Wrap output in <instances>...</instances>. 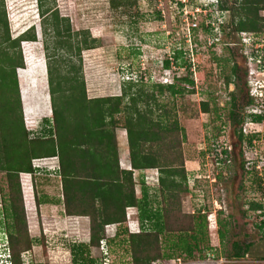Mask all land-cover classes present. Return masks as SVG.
Masks as SVG:
<instances>
[{
    "label": "rangeland",
    "instance_id": "rangeland-1",
    "mask_svg": "<svg viewBox=\"0 0 264 264\" xmlns=\"http://www.w3.org/2000/svg\"><path fill=\"white\" fill-rule=\"evenodd\" d=\"M177 1L180 0H53V6L61 16L69 18L74 31L88 30L90 37L96 40L95 48L83 50L81 53V76L84 78L87 97L113 99L120 97L130 85L132 87L128 90L129 94L140 88L145 94H157L154 87L158 84L168 85L173 81L174 74L175 77L188 75L194 82L192 90L191 86L190 89L187 87L192 93L174 99L165 93L158 97L156 104V107L164 105L170 112L169 115H174V119L184 128L186 139L181 146V152L184 160L195 163L188 162L189 168L195 165L194 169H197L189 172L196 173L198 178L193 183L192 179L187 182L191 191L182 197V213L192 215L193 211L195 216H198L199 212L206 216L204 229L201 234H197L200 241L198 250L194 251V258H187L184 253H176L172 259L181 257L186 263L199 258L204 260L206 254H209L205 258H213L215 264H264V260H255L264 256V230L259 227L260 221H264V119L261 123H253L248 116L251 113L264 115V94L261 100L255 98L252 105L247 104L250 89L248 81L259 83L260 85L255 86L262 87L264 67L260 65L257 70L252 65L249 71L250 67L243 55V45L250 38L251 41H257L263 54V63L264 35H237L230 29V36H220L218 31H214L217 40L210 41V35L204 34L203 31L188 32V15L184 16V20L183 14L179 13L175 6ZM226 1L230 4L233 0ZM211 2L206 0V4ZM193 8L188 6L187 13H194V10L191 11ZM1 9L5 12L11 39L32 25L39 37L38 42L20 43L23 65L15 69L22 123L26 131L33 132L30 136H34L38 128L43 126V119H51L36 2L4 0ZM259 16L264 17V10L259 11ZM197 18L198 21L202 19L201 16ZM230 19L228 16L223 26L225 32L232 27ZM189 33L190 37L187 38ZM243 38L246 41L242 43ZM180 49L184 51L185 57L174 59V51ZM170 56L171 61L168 58ZM164 59L169 61L168 68L162 67ZM183 62L186 63L181 66L180 63ZM233 66L237 67L234 76L231 73ZM227 78L231 80L228 84ZM23 96H28V99H23L29 113L27 115ZM127 98L121 101L120 109L129 104ZM202 101L208 103L210 113L200 111ZM37 103L39 106H36ZM151 105L156 111L155 105ZM232 105L235 106L238 118L243 119L240 124L232 123L228 118ZM137 108L145 110L142 103H138ZM114 118L120 123L119 126H122V110ZM238 130L245 137L254 135L253 142L250 145L246 142L240 145L236 133ZM222 150L228 153V160L225 162L219 161L220 156L223 157ZM42 163L47 162L42 159L37 164ZM47 179L49 180L41 176L37 180L38 193L40 197L46 194L54 198L58 192L57 180L54 177ZM8 197V181L5 174L0 173L2 244H6V235L11 231V220L4 212ZM251 203L261 204L262 209L250 210ZM27 213L28 215L25 212V224L22 229L33 239V247L22 255L23 264H71L70 244L73 241L88 242L89 220L86 222L83 219H65L58 222L55 218L56 209L45 208L43 204L38 211L31 208V212ZM58 215L63 216L60 212ZM186 216H178L179 222H188L184 218ZM130 225V230L137 231L136 225ZM74 233H80L81 237L77 238ZM173 235L162 239L165 254L171 253L168 246L170 241L175 240ZM234 243L241 247L249 245V253L244 259H230ZM206 247L208 248L205 249ZM105 254L107 258L103 264H130V258L123 248L104 245L101 250L91 249L93 258L103 257ZM220 258L222 260L219 262ZM172 259L155 264H173Z\"/></svg>",
    "mask_w": 264,
    "mask_h": 264
},
{
    "label": "trees",
    "instance_id": "trees-1",
    "mask_svg": "<svg viewBox=\"0 0 264 264\" xmlns=\"http://www.w3.org/2000/svg\"><path fill=\"white\" fill-rule=\"evenodd\" d=\"M215 1L206 6L201 4V7L211 11H228L232 27L225 32L221 25L218 29L220 36H230L231 30L237 35H264V17L259 16V11L264 10V0H233L230 4L226 0ZM187 2L181 3L180 0L175 3L178 12L182 14L184 7L198 5V0ZM3 3L4 0H0V173L5 174L9 185L8 205L4 212L11 220V231L6 235L11 264H23L22 255L33 247V239L22 229L25 209L19 174L33 173V160L55 157L60 166L63 214L89 219L88 242L73 241L70 244L71 264H103L104 257L93 258L91 249L98 250L104 245L123 248L130 258V264H155L172 259L176 253H184L187 258L193 259L200 241L197 234L204 229L206 216L200 212L198 216L182 213V197L191 191L181 152L186 139L185 131L174 115H169L164 105L156 107L158 97L165 93L173 99L192 93L187 87L191 86L189 89L192 90L193 80L188 75L173 76V81L168 85L158 84L154 87L157 94H145L141 88L129 94L130 85L120 97L89 99L81 76V53L95 48L96 40L90 37L88 30L74 31L69 18L61 16L53 6V0H37L51 119L44 118L43 126L34 136H30L33 132L26 131L22 123L15 69L23 65L20 43L38 42L39 37L36 29L30 27L11 39L6 15L1 9ZM197 16L203 18L202 14L189 16L190 23L197 22V27H191L190 31H203L210 35L208 39L216 38L215 28L206 27L202 19L198 21ZM209 17L212 19V13ZM174 52V59L185 57L181 49ZM244 58L247 61L248 56ZM185 63L180 65L184 66ZM163 66L169 67L167 59H164ZM261 66L264 67V62ZM236 71L237 67L233 66V76ZM230 81L226 79L227 84ZM125 98L129 104L120 109V103ZM23 99H28V96H23ZM253 102L254 98L249 97L247 104L252 105ZM138 103H142L145 110H139ZM151 104L155 105L156 111ZM234 107L232 105L228 118L232 123L240 124L243 119L238 118ZM120 110L124 113L122 128L126 132L132 170L155 168L160 172L157 185L161 199L156 208L152 207L146 190L142 191L141 198L136 197L132 171L119 169L115 132L120 123L114 116ZM200 111L210 113L206 101L200 103ZM248 116L253 123H261L264 119V115L257 113ZM236 133L240 145L245 142L250 145L255 138L254 135L245 137L240 130ZM222 153L226 155V151ZM226 160L228 157L219 161ZM35 200L39 210L44 204V197L36 193ZM26 205L28 212H31V202ZM127 208L138 210V231L129 228ZM249 208L257 211L262 209V205L251 203ZM181 215L186 216L184 218L188 222H179L178 216ZM115 224L114 236L108 237L106 227ZM259 227L264 230V221H260ZM170 234H176L173 235L175 240L170 241L168 246L171 253L165 254L162 239H168ZM232 248L230 259L235 261L244 259L249 253V245L241 247L234 243ZM255 260L263 261L264 256Z\"/></svg>",
    "mask_w": 264,
    "mask_h": 264
},
{
    "label": "crops",
    "instance_id": "crops-1",
    "mask_svg": "<svg viewBox=\"0 0 264 264\" xmlns=\"http://www.w3.org/2000/svg\"><path fill=\"white\" fill-rule=\"evenodd\" d=\"M45 97V96H44ZM89 99H96L95 97H88ZM101 98V97H100ZM105 98V97H103ZM23 100V97H22ZM39 106V104L37 103L36 106ZM41 105V104H40ZM23 106L25 108V112L26 115L29 114L27 111V108L25 107V102L23 100ZM46 105H44L45 107ZM36 108V107H35ZM40 108V107H39ZM35 110V109H34ZM48 115V114H47ZM28 117V116H26ZM116 142H117V151H116V157L118 159V164H119V169L120 171H132L133 174V180L135 183V195L136 197L139 199L141 198L142 195V191L146 190L147 195L149 200L151 201V204L153 208H156V205L160 202V195L158 193V179L161 176L160 172L158 171V169H145V170H132V166L130 163V158H129V151H128V146H127V137H126V132L125 130L122 128V126H120L119 128L116 129ZM44 161H46V164H41L39 166V168L35 169V177H33V205L34 208H36V204H35V195L37 193V196L39 195L38 190H37V180L42 176L45 177L46 180H49L47 178L50 177H54L57 180V185H58V192L56 193L55 197L50 198L49 195H44V204L43 207H51L53 209H56V213H57V218L56 221H64L65 219H83L86 220V222L89 220L88 217H80V216H66L63 214L64 209H63V205L61 203V201L63 200V194H62V189H61V176H60V166H59V162L58 159L55 158H45L43 159ZM185 159L184 161V168L188 177V181H191V179L193 181H191L192 183L194 182V180H197L198 176L196 173H189V172H194L197 169L195 167V165H192L191 169L189 168L188 164L189 163H194V162H189ZM195 164V163H194ZM191 170V171H189ZM189 173V174H188ZM26 182V181H25ZM27 185V182L25 183ZM37 192H36V191ZM28 193V192H27ZM40 196V195H39ZM23 200H24V206H25V210L26 212H28L27 210V205L26 203H29L30 200V195L29 193L23 194ZM31 208V206H30ZM38 211V210H37ZM62 213L63 216H59L58 213ZM137 214H138V210L136 208H127L126 210V218H127V222L129 223V225L131 223H133L134 225L137 226V231H138V224H137ZM28 215V213H27ZM89 224V221H88ZM116 224L115 225H109L106 227V232L107 235L110 237H113L116 231ZM131 226V225H130ZM74 236H78L77 238L81 237L80 233H74Z\"/></svg>",
    "mask_w": 264,
    "mask_h": 264
},
{
    "label": "built area",
    "instance_id": "built-area-1",
    "mask_svg": "<svg viewBox=\"0 0 264 264\" xmlns=\"http://www.w3.org/2000/svg\"><path fill=\"white\" fill-rule=\"evenodd\" d=\"M210 1H213L214 3L216 2L215 0H210ZM181 2L182 3H186V0H182ZM197 4H198L197 7H194L191 10V11L194 10L193 12L195 14L194 13L188 14L187 13V9H186L187 7H184V9L182 10L183 17L185 15H188V17H187V21H188L187 24H188V30H189L188 32H190V30H191L190 28L191 27H197V22L196 21H194L193 23H190L189 16L195 17L198 14H202L203 15L202 22L205 24L206 27L215 28L216 31H218V28L220 27V25H222L224 23V21L226 20V18H228V15H227L228 14V11L222 10V9L215 10V11H211L210 9H203L201 7V4L203 6H206L207 5L206 4V0H198ZM179 13H181V12L179 11ZM211 13H212V19L209 17ZM184 20H185V17H184ZM189 37H190V33L188 34L187 38H189ZM214 40L216 41L217 38L214 39ZM210 41H211V39H210ZM253 51L257 55L256 65L259 68L260 65H262L263 54H262L261 49H260V47L258 45L254 47ZM244 54L248 56V59H247V63L248 64H250L251 62H253V59L250 58L251 50H249V51L245 50L244 51ZM168 58L170 59V61L172 60L171 56L168 57ZM223 151H225V150H222L221 153ZM222 155H223V157L220 156V159H226L228 157L227 151H226V155H224L223 153H222ZM202 212H204V211H202ZM192 213H193V211H192ZM102 249H103V247H102ZM206 256L208 257L209 254H206ZM205 257H204V260H206V261H204L202 259H201L202 261L200 259H197V260L195 259L193 261H187L185 263L184 259L181 258V257L175 258L172 261H173V264H204L203 262H207V264H209V263H214L215 264V262L212 260L213 258H205ZM221 260H222V258H220L219 262ZM225 262H227L226 259H225Z\"/></svg>",
    "mask_w": 264,
    "mask_h": 264
},
{
    "label": "clouds",
    "instance_id": "clouds-1",
    "mask_svg": "<svg viewBox=\"0 0 264 264\" xmlns=\"http://www.w3.org/2000/svg\"><path fill=\"white\" fill-rule=\"evenodd\" d=\"M35 2H36V12H37V17H38V24H39V13H38L37 0H35ZM227 19L228 18H226V20L222 24L223 26L227 22ZM30 27H34V26L32 25ZM214 39H216V38H214ZM241 41L243 43V41H246V40L243 38ZM257 45H258L257 41L256 42L255 41H251L250 38H249V41L247 43H244V45H243V55L244 56H246L244 54L245 50H247V51L251 50L250 58L253 59V62L248 64V67H250L249 71H251V66L252 65L255 66L257 68V70L259 69L257 67V65H256L257 55L253 51L254 47L257 46ZM255 85H260V84L259 83L254 84V83H251V81H248V86L250 87V89H249V97H252L254 99L257 98V99L261 100L263 98V94H264V84L262 85V87H256ZM40 160H42V159L33 160V168H34V172L33 173H20L19 174V183H20L22 200H23V194H28L29 193V195H30V200L29 201L31 202V208L32 209H34V205H33V177H35V175H34L35 174V169L39 168V166H40V165L37 164L38 162H40ZM25 181L27 182V185L25 184L26 183ZM23 204H24V200H23ZM35 204H36V200H35ZM36 207H37V205H36ZM24 209H25V206H24ZM26 214H27V212H26ZM191 214H194V212L193 213L191 212ZM102 247H104V246H101L100 250L102 249ZM103 257H104V260H105L107 258V254L103 255ZM0 264H11V262H10V254H9V250H8V246H7V241H6V244H2L1 241H0Z\"/></svg>",
    "mask_w": 264,
    "mask_h": 264
}]
</instances>
